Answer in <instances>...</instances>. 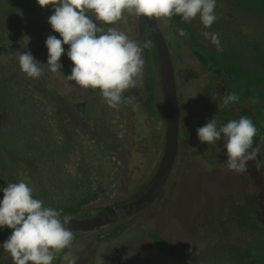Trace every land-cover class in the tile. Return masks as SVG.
<instances>
[{
	"label": "rangeland",
	"instance_id": "1",
	"mask_svg": "<svg viewBox=\"0 0 264 264\" xmlns=\"http://www.w3.org/2000/svg\"><path fill=\"white\" fill-rule=\"evenodd\" d=\"M53 11L51 5L41 8L37 0H0V200L7 183L26 180L44 206L84 218L132 198L155 172L165 141L159 65L151 62L154 112L143 104L110 108L100 92L91 94L66 78L73 67L68 45H63L62 72L48 70L46 39L61 38L47 22ZM215 12L217 20L208 29L199 17L191 23L179 16L160 18L171 45L180 107L174 187L169 183L161 201L134 222L125 218L111 226L126 225L118 234L97 239L109 228L73 231V243L59 264H85L88 251L91 264H218L214 247H221L223 239L243 245L251 233L260 210L264 165L252 160L243 174L228 171L223 139L201 143L196 130L213 117L223 124L233 116H247L264 128V5L217 0ZM113 26L142 45L137 16L126 13L117 24L103 25L105 30ZM177 27L186 29L187 37L178 36ZM204 31L218 33L219 51ZM195 48L208 57L206 65ZM18 50L30 51L42 63L40 78H28L20 70ZM146 57L144 50L145 66ZM145 68L135 91L142 102L147 97ZM233 92L239 101L218 107L221 97ZM82 102L83 115L78 107ZM44 120L63 141L61 149L38 144ZM71 140L79 144V154L70 149ZM55 152L60 167L50 168L44 158L52 160ZM146 229L169 241L164 252ZM11 233L0 228V264H13L2 246Z\"/></svg>",
	"mask_w": 264,
	"mask_h": 264
},
{
	"label": "clouds",
	"instance_id": "2",
	"mask_svg": "<svg viewBox=\"0 0 264 264\" xmlns=\"http://www.w3.org/2000/svg\"><path fill=\"white\" fill-rule=\"evenodd\" d=\"M217 0H37L41 8L51 5L53 14L48 23L61 38L49 35L46 39L51 73H61L63 45H68L67 56L72 61L71 74L66 76L85 89H98L104 102L117 109L124 100L123 93L141 86L145 68L143 51L152 46L147 40L142 45L115 25L125 14L146 18L173 19L183 22L199 17L205 29L216 22ZM180 37H187L186 29L177 27ZM202 35L217 45L218 33L204 31ZM20 70L28 78L38 79L44 74L42 63L30 51L18 50ZM131 99V97L129 98ZM235 92L221 97L218 107L238 102ZM201 143L216 144L223 139L228 171L243 174L249 161L255 160L258 149L253 148L258 129L251 119L241 116L220 124L213 117L197 128ZM0 200V228L12 230L3 249L10 254L13 264H52L57 253L70 248L74 232L69 227L71 217L34 198L33 188L26 180L7 183Z\"/></svg>",
	"mask_w": 264,
	"mask_h": 264
},
{
	"label": "water",
	"instance_id": "3",
	"mask_svg": "<svg viewBox=\"0 0 264 264\" xmlns=\"http://www.w3.org/2000/svg\"><path fill=\"white\" fill-rule=\"evenodd\" d=\"M140 18L144 19L147 24L158 55L166 121L164 152L153 180L141 194L131 200L108 206L103 212L93 217H71L69 227L73 231H88L114 219L123 220L134 215L146 205L160 201L178 155L180 110L173 57L158 19L142 16ZM125 226L120 225L107 234H118Z\"/></svg>",
	"mask_w": 264,
	"mask_h": 264
},
{
	"label": "trees",
	"instance_id": "4",
	"mask_svg": "<svg viewBox=\"0 0 264 264\" xmlns=\"http://www.w3.org/2000/svg\"><path fill=\"white\" fill-rule=\"evenodd\" d=\"M256 1L264 5V0H256ZM139 27L142 31H146V24L144 20L140 21ZM149 40H151V37L149 38ZM260 48H261L260 58H262V60L264 61V45L262 44ZM152 51H153L154 58L157 59V54L155 52L153 43H152ZM194 52L201 63H203L204 65L208 63V57L203 52H201L200 50L196 48L194 49ZM218 71H221V69H218ZM96 91H99V90L91 89L92 93ZM123 97H124V100L122 103L124 105H129L135 102L134 99L131 97V95L127 94L126 92L123 93ZM130 97L131 99H129ZM38 113H39V110H36V116ZM239 118L240 117L238 116H233L229 120H234V119L238 120ZM37 120L40 121L39 119ZM229 120L225 121L223 124H226ZM45 121L46 120H44V124L42 125L43 133H42L41 140L43 139V141L38 142V144L41 147L44 143V148L46 144L48 145L50 144L54 147L55 150L61 149L64 146L62 145L63 141L59 142V138L55 135L54 131L48 128L49 126L47 122ZM253 123L258 129L257 135L254 138V144H253V148L258 149V154H257L255 161L257 162L258 165H262V164L264 165V146L262 144L264 128L257 122L253 121ZM74 142L73 140L68 142V143H71L72 145L70 149H72L75 153L79 154V152H81L79 144L77 143L76 145L75 144L76 142L75 143ZM51 152L53 151L51 150ZM51 155H52V160L50 159V157L44 158L45 165L50 166V168L55 167V166L60 167L59 161L61 159L60 160L58 159L57 153L55 152V154H51ZM258 187H259V193H260L259 195L260 196L259 197L260 198V201H259L260 210L255 220V224L250 229L251 233L245 237V239L243 240L244 241L243 245L239 246L238 244H235V243H226L225 239H223L222 241L224 243H222L221 247H216L217 252L215 251V247H214V252L218 256V259H217L218 264H264V173H263L262 181L259 182ZM146 188H147V185L142 186L139 192L135 194V196L139 195ZM104 208L105 207H102L101 209L103 210ZM153 237L159 241V236L155 234L153 235ZM67 250L68 248L57 253L56 258L53 260L52 264H59L61 257L64 255V253Z\"/></svg>",
	"mask_w": 264,
	"mask_h": 264
},
{
	"label": "flooded vegetation",
	"instance_id": "5",
	"mask_svg": "<svg viewBox=\"0 0 264 264\" xmlns=\"http://www.w3.org/2000/svg\"><path fill=\"white\" fill-rule=\"evenodd\" d=\"M138 18V30H139V34H140V38H141V43L143 44L145 41H147V40H149V38L151 37V35H150V32H149V30H148V28H147V24H146V22H145V24H146V31H142L141 29H140V27H139V23H140V21L141 20H144V19H142V18H140V17H137ZM145 21V20H144ZM158 21H159V23H160V26H161V28H162V31H163V33H164V35H165V38H166V40H167V42H168V45H169V48H170V51H171V45H170V41L168 40V38L166 37V33H165V30L163 29V27H162V25H161V22H160V19H158ZM148 31V32H147ZM151 40H152V37H151ZM152 43H153V40H152ZM153 46H154V43H153ZM154 49H155V46H154ZM145 50V55L147 56L146 57V60H147V63H146V68H145V78H144V80H146L145 81V89L147 90V97H146V99H145V101H141L140 99H139V96L136 94V92L135 91H137V88H133V89H129V90H127L126 91V93L127 94H129V95H131V97L134 99V103H131V104H129V105H124L123 103H121V105L122 106H124V107H129V106H131V105H135V104H143V105H146V106H148L149 107V109L151 110V112H154V110L152 109V103H153V87H154V81H153V79H152V75H151V62L154 64V63H158V65H159V61H158V55H157V59L156 58H154V56H153V51H152V46L150 47V48H146V49H144ZM155 52H156V50H155ZM157 54V53H156ZM172 54V53H171ZM173 57V56H172ZM174 61V60H173ZM155 65V64H154ZM159 73H160V70H159ZM175 77H176V73H175ZM160 79H161V77H160ZM176 86H177V83H176ZM90 90V93L91 94H95V93H99V91H96V92H91V89H89ZM161 90H162V84H161ZM177 93H178V89H177ZM178 99H179V96H178ZM81 106V110H80V106ZM78 105V107H79V113L81 114V115H83V112H85L84 111V106H85V102H82L81 104H79ZM162 105H163V109H164V125H165V141H164V147H163V152H164V148H165V143H166V121H165V106H164V100H163V91H162ZM179 110H180V107H179ZM179 137H180V128H179ZM179 145H180V138H179ZM179 150V149H178ZM163 152H162V155H163ZM162 155H161V157H162ZM177 157H178V155H177ZM160 160H161V158H160ZM160 160H159V162H160ZM176 162H177V158H176V161H175V164H174V167H175V165H176ZM159 164V163H158ZM158 166V165H157ZM174 167H173V169H172V172H171V174H170V176H169V179H168V181H167V184H166V186H165V189H164V192L163 193H165L166 191V187H167V185L170 183L171 184V189L174 187V185H175V181H171V177H172V174H173V170H174ZM157 168V167H156ZM155 171H156V169H155ZM155 173V172H154ZM153 178H154V174L152 175V178L151 179H149V181L147 182V184H145V185H147V187L149 186V184L151 183V181L153 180ZM141 189V188H140ZM139 189V190H140ZM139 192V191H138ZM137 192V193H138ZM142 193V192H141ZM140 193V194H141ZM138 196V195H137ZM163 196V195H162ZM136 196L134 195L132 198H130V199H127V200H125V201H128V200H131V199H133V198H135ZM125 201H122V202H125ZM161 201V200H160ZM122 202H118V203H122ZM156 202H158V200L157 201H155V202H153V203H150V204H148V205H146L144 208H142L140 211H138L137 213H135L134 215H132V216H130V217H128V219L130 220V222H134L136 219L135 218H137V216L138 215H140V214H143L144 212H146L153 204H155ZM118 203H116V204H118ZM111 206V205H110ZM108 206H106L105 208H107ZM105 208L102 210H100L99 212H97L95 215H93V216H96V215H98V214H100L101 212H103L104 210H105ZM93 216H88V217H93ZM84 218H87V217H84ZM120 220L121 219H114V220H111L110 222H108V223H106V224H104L103 226H100V227H97V228H94V229H92V230H95V229H99V228H102V227H107V228H109L108 230L110 231V227L111 226H113V225H116L118 222H120ZM88 231H90V230H88ZM109 231H107L106 233L104 232V233H99L98 234V237H97V239H101V238H103L104 237V235L105 234H107V233H109ZM75 232H78V231H75ZM146 232H147V234L152 238V240L155 242V244H156V246L160 249V251L161 252H164L167 248H168V246L170 245V243H169V241L167 240V239H165V238H163V237H161L158 233L156 234V233H153V232H151L149 229H146ZM157 235V236H159V241L156 239V238H154L153 237V235ZM96 243L93 245V247H96ZM66 253V252H65ZM64 253V254H65ZM91 253V251H88V256H84L85 258H87V259H83V260H87L86 262H85V264H91V256L89 255ZM86 254V253H85ZM92 254V253H91ZM93 255V254H92ZM59 263H60V261H59ZM81 264V263H80ZM82 264H84V263H82Z\"/></svg>",
	"mask_w": 264,
	"mask_h": 264
}]
</instances>
